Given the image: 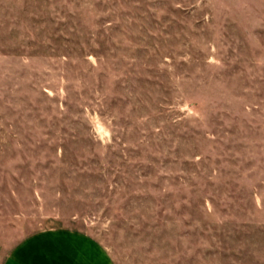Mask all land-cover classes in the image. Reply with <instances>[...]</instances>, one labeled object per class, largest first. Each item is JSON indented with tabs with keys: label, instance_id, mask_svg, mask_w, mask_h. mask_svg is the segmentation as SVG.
<instances>
[{
	"label": "rangeland",
	"instance_id": "1",
	"mask_svg": "<svg viewBox=\"0 0 264 264\" xmlns=\"http://www.w3.org/2000/svg\"><path fill=\"white\" fill-rule=\"evenodd\" d=\"M52 228L264 264V0H0V264Z\"/></svg>",
	"mask_w": 264,
	"mask_h": 264
},
{
	"label": "crops",
	"instance_id": "2",
	"mask_svg": "<svg viewBox=\"0 0 264 264\" xmlns=\"http://www.w3.org/2000/svg\"><path fill=\"white\" fill-rule=\"evenodd\" d=\"M1 264H113L101 243L75 229L52 228L19 241Z\"/></svg>",
	"mask_w": 264,
	"mask_h": 264
}]
</instances>
